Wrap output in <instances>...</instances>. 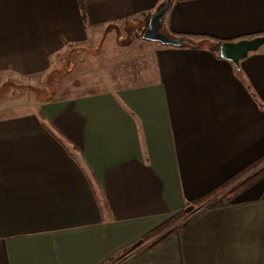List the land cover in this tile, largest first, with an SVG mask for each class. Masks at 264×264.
Returning a JSON list of instances; mask_svg holds the SVG:
<instances>
[{"label": "crops", "instance_id": "crops-1", "mask_svg": "<svg viewBox=\"0 0 264 264\" xmlns=\"http://www.w3.org/2000/svg\"><path fill=\"white\" fill-rule=\"evenodd\" d=\"M165 5L0 0V87ZM163 33L187 43L146 41L144 74L0 101V264H264V177L158 247L144 241L264 156V46L237 68L218 43L264 36V0H173Z\"/></svg>", "mask_w": 264, "mask_h": 264}, {"label": "rangeland", "instance_id": "rangeland-1", "mask_svg": "<svg viewBox=\"0 0 264 264\" xmlns=\"http://www.w3.org/2000/svg\"><path fill=\"white\" fill-rule=\"evenodd\" d=\"M150 19L137 17L104 27L89 42L74 49L73 53L67 51L65 55L53 58L50 70L40 77L10 78L0 87L2 105L16 107L17 103H22L29 106L43 101L74 97L100 90L105 79L115 81L125 74H144L149 56L155 48L143 39ZM91 82L94 86H91ZM2 110L5 108L0 106V111ZM259 169L247 174L240 182ZM238 184L239 182L233 186ZM200 210L204 209H187L184 219L176 220L146 243L151 246L162 237H167Z\"/></svg>", "mask_w": 264, "mask_h": 264}, {"label": "trees", "instance_id": "trees-1", "mask_svg": "<svg viewBox=\"0 0 264 264\" xmlns=\"http://www.w3.org/2000/svg\"><path fill=\"white\" fill-rule=\"evenodd\" d=\"M221 44L220 42H218ZM260 168L258 171H256L252 176L247 177L242 182L240 180L245 177L247 174L251 173L255 169ZM261 177H264V156L253 162L250 166L243 169L241 172L237 173L233 177H231L229 180H227L225 183L221 184L217 188H215L213 191L205 195L204 197L200 198L199 200L194 201L191 205L195 209H215V208H221L228 206L234 199L237 197L239 193H241L243 190L248 188L250 185L255 183L258 179ZM239 182L238 185L233 186L235 183ZM224 193V194H223ZM185 211H181L178 214H176L174 217H172L168 222L163 224L161 227H159L157 230H155L153 233L149 234L144 241L148 242L152 237L160 234L165 229L171 226L173 222H176V220L184 219ZM177 229L173 230L169 233V235L165 238H161L157 242H155L153 245H151V248L158 247L162 242H164L170 235L175 234Z\"/></svg>", "mask_w": 264, "mask_h": 264}, {"label": "water", "instance_id": "water-1", "mask_svg": "<svg viewBox=\"0 0 264 264\" xmlns=\"http://www.w3.org/2000/svg\"><path fill=\"white\" fill-rule=\"evenodd\" d=\"M172 5L173 0H166L165 7L151 17L149 27L143 34L145 41L171 47H182L187 43L185 39H175L163 33V23ZM263 46L264 36L237 42H223L219 45V54L222 59L232 62L239 68L241 61L246 59L249 54L258 52Z\"/></svg>", "mask_w": 264, "mask_h": 264}]
</instances>
